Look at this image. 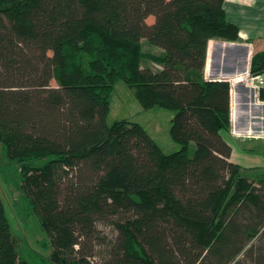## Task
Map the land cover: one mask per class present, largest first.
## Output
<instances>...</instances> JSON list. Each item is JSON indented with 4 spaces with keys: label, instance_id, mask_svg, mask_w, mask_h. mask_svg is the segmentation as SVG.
<instances>
[{
    "label": "trees",
    "instance_id": "1",
    "mask_svg": "<svg viewBox=\"0 0 264 264\" xmlns=\"http://www.w3.org/2000/svg\"><path fill=\"white\" fill-rule=\"evenodd\" d=\"M224 1L0 0V173L46 235L24 256L0 198V264H264V178L232 161L230 83L204 75L209 42L240 39ZM119 82L174 112L177 151L106 123Z\"/></svg>",
    "mask_w": 264,
    "mask_h": 264
},
{
    "label": "crops",
    "instance_id": "2",
    "mask_svg": "<svg viewBox=\"0 0 264 264\" xmlns=\"http://www.w3.org/2000/svg\"><path fill=\"white\" fill-rule=\"evenodd\" d=\"M223 7L228 20L238 27L240 39L236 43L209 42L205 68L210 73L207 76L214 81L229 82L231 95L239 94L234 105L239 122L237 132H233L235 136L231 138L247 143V156L242 160L248 168L264 169V156L257 155L259 152L253 149L254 145H264V101L258 98L259 90L253 91L251 85L244 83V79H252L253 84L264 92V74L258 78L249 75L251 57L264 51V0H225ZM248 94L251 99L247 98ZM242 160L232 161L239 164ZM246 166L242 167L246 169Z\"/></svg>",
    "mask_w": 264,
    "mask_h": 264
},
{
    "label": "rangeland",
    "instance_id": "3",
    "mask_svg": "<svg viewBox=\"0 0 264 264\" xmlns=\"http://www.w3.org/2000/svg\"><path fill=\"white\" fill-rule=\"evenodd\" d=\"M154 22L153 17H149L146 20L147 25H152ZM223 42V41H222ZM142 52L150 55L160 54L159 50L148 45L145 41L142 42ZM147 66L152 69H159L151 61L144 62ZM210 72L204 71L205 78L211 80V77H208ZM243 81V79H242ZM244 83L251 85L253 91L258 92V88L253 84L251 80L244 79ZM52 86H55L54 82H51ZM251 95L248 94L247 98ZM253 96V95H252ZM233 97V99H232ZM239 99V94L236 96L235 93L231 95V103L233 101V107H231V133L225 135L224 138L233 148V161L238 162L247 156V143L241 141L240 139L235 140L234 134L237 132L236 127L239 122V118L236 115L234 109L235 101ZM251 99V97H250ZM233 108V109H232ZM174 112L159 109L151 110L144 109L140 101L135 95L133 89H130L125 86L123 82L117 83L115 86L114 92L111 97V103L109 108V113L106 119V123L111 125L116 121L127 120L129 122L139 124L145 132L150 136V138L157 144V146L162 150L164 154H172L179 149L178 144H176L171 135L170 127L171 120L173 118ZM248 121L247 119L245 120ZM244 124V123H242ZM234 132V134H233ZM242 138V137H240ZM254 151H258L257 155L264 156V145H254ZM0 162H1V144H0ZM242 166H246L245 161L239 163ZM249 179H259L264 178V169H252L246 166V172L244 173ZM17 179L12 175L11 181H8V184L4 183V180L0 173V198L3 202L6 216L8 218L9 224L11 226V233L14 237L16 243L18 244L20 251L24 256L28 257L26 251L28 248L30 250L42 254L43 249L41 247V242H44L46 235L41 231L40 226L34 217L27 219H18L13 211V202L21 198V193L17 189ZM103 233L108 238H111L113 232L110 229H103ZM48 252H46L47 254Z\"/></svg>",
    "mask_w": 264,
    "mask_h": 264
},
{
    "label": "built area",
    "instance_id": "4",
    "mask_svg": "<svg viewBox=\"0 0 264 264\" xmlns=\"http://www.w3.org/2000/svg\"><path fill=\"white\" fill-rule=\"evenodd\" d=\"M252 81V79H250Z\"/></svg>",
    "mask_w": 264,
    "mask_h": 264
}]
</instances>
